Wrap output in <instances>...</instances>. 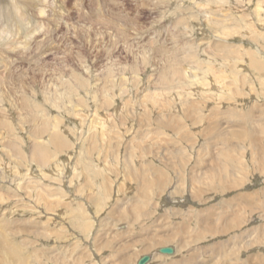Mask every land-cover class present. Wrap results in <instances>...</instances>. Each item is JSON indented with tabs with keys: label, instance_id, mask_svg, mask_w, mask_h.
Returning a JSON list of instances; mask_svg holds the SVG:
<instances>
[{
	"label": "rangeland",
	"instance_id": "374dc122",
	"mask_svg": "<svg viewBox=\"0 0 264 264\" xmlns=\"http://www.w3.org/2000/svg\"><path fill=\"white\" fill-rule=\"evenodd\" d=\"M258 1L148 0L154 12L149 14L145 8H139L141 28H147L150 21L171 13L157 28L163 30L161 40L174 42L177 48L184 46L192 28L197 29L193 38L201 51L198 56L193 55L197 61L193 69L214 65L218 66V71L225 70L222 64L207 63L208 56L215 54L212 50L216 43L220 51L229 48L227 52H219L221 56L231 57L232 62L228 65H241L240 58L245 59V66L235 69L240 72L235 78L220 75L231 94L237 97L232 100H226L230 93L223 96L212 90L215 76L207 77L203 89L200 84L186 87V77L182 84L175 83L172 90L161 87L159 76L150 82L152 70L140 71L138 64V49L147 41L143 32L128 39L116 32L110 36L92 30L86 37L87 25L73 13L71 24H61L51 36L53 45L45 56L50 66L55 60L57 65L74 70L64 73L68 83L61 89L63 96L69 88H77V81L69 80L74 74L90 82L88 91L74 92V97L67 98L75 105L84 99L81 102L85 106L80 109L83 118L63 115L61 119L55 109L51 110V116L62 121L57 132L64 134L71 145L68 153L57 157L61 162L55 163L51 158L48 164L39 167L29 161L36 145L35 131L42 127V122L27 118L28 109L33 106L24 107L22 96L29 91L26 85L33 77L32 69L36 65L29 68L28 63L20 61L7 66L6 70L0 66V94L7 99L6 102L0 100V121L8 119L15 129H0V134L5 132V140L0 142V181L3 180L0 194L4 200H9L0 202V224L4 222V216L5 220H11L9 233L12 230L18 234L9 238L20 244L18 249L28 257L30 264H137L144 255H152L149 264H264V95L257 89L252 93V87H248L250 71L254 72L255 66L260 68L258 76L264 81V38H256L255 34L251 37L242 31L241 35L233 34L237 36L224 44L206 23V18L211 16L212 19H223L229 13L231 18H240L250 13V20L254 17L257 26ZM54 2L59 5L60 0ZM196 4L202 6L203 15ZM28 7L31 30L37 28V21L44 26L51 22L38 13L44 9L51 17L55 10L53 0L48 3L29 0ZM136 7L135 0H125L124 8L133 16ZM33 20L36 21L33 23ZM187 26L192 28L188 30ZM259 31L264 36V28ZM144 55L148 58L146 52ZM250 60L254 63L252 67ZM187 67L185 64L184 68ZM133 68L139 70L138 76ZM122 75L128 77V83H121ZM243 79V85L237 84ZM251 83L264 90L259 81L252 80ZM147 91L159 94L162 102L153 107L144 97ZM30 96L28 92V102L33 105L41 99L34 102ZM235 101L240 107L234 111L228 105ZM100 120L108 122L103 138ZM92 121L98 127L97 131L93 127L90 129ZM161 123H170L171 129ZM54 124L48 125L51 132L48 130L43 136L45 146H49L50 136L57 133H52ZM46 135L50 136L47 138ZM11 144L18 152L21 148L30 169L19 163H24L23 160H15L19 153L8 154L6 149ZM5 145L9 146L6 148ZM48 148L52 150V147ZM224 153L231 157L225 158ZM222 161L236 166L243 163L241 167L244 166L246 175L239 174L235 180L226 178L230 183L222 181L225 183L222 188L219 180L211 176L222 167ZM6 169L13 174L6 173ZM59 172L58 177L52 176ZM18 175L26 176L21 179ZM144 175L148 184H152L151 189L148 185L143 186ZM236 181L241 186L232 188ZM50 193L55 197L46 196ZM71 204L85 210V216L69 213ZM137 206L141 208V215ZM9 210L11 216H7ZM65 213L68 217L64 221L60 218ZM167 246L175 248L177 253L172 256L157 253L160 247Z\"/></svg>",
	"mask_w": 264,
	"mask_h": 264
},
{
	"label": "clouds",
	"instance_id": "9594fccd",
	"mask_svg": "<svg viewBox=\"0 0 264 264\" xmlns=\"http://www.w3.org/2000/svg\"><path fill=\"white\" fill-rule=\"evenodd\" d=\"M14 2L15 0H13ZM44 2L48 3V0H44ZM124 3L125 0H60L59 5H55L53 0L55 10L51 17L46 10H41L38 13L41 18L51 21L46 26H40L27 35H24L21 30L10 29L7 24L0 28V66L7 67L20 61L28 63L29 68L33 64L36 65V68L32 69L34 75L29 79L26 87L31 93V100L36 102L37 98L41 99L33 107H30L28 119H41L42 127L47 131L48 125L56 120V117L51 116L52 109H55L57 115L62 119L63 115H70L75 108L71 100H68L67 103H60L57 99L59 95H62L61 89L68 83L64 78V73L74 70L67 66L57 65L55 60L52 61V66L45 61L48 49L53 45L51 36L59 30L61 24L65 26L71 24L73 13L78 14L79 19L87 25L86 37L92 30L110 36L116 32L128 39L143 32L147 41H145L146 46L141 45L138 49V64L140 71L152 70L149 76L150 82L157 76L161 80L164 78L175 79L177 76L187 77L188 72L191 71L192 56L201 51L199 43L193 38V33L197 29H191L187 34L188 39L183 48H177L174 42L162 41L163 30L157 28V25H163L164 20L171 13L161 15L159 19L150 21L147 28H141L139 26V8H145L149 14L155 9L151 7L148 0H135L137 7L133 10L136 12V15L133 16L124 8ZM85 5L87 6L85 7ZM17 14L19 15V10H17ZM27 27L31 28L32 25L29 23ZM145 52L148 59H144ZM185 64L188 65L187 69L184 68ZM89 76H91L90 70ZM72 79L74 76L69 77V80ZM81 79L83 80V78ZM84 86H87V81H84ZM190 86H192V81L189 79L186 87Z\"/></svg>",
	"mask_w": 264,
	"mask_h": 264
},
{
	"label": "bare ground",
	"instance_id": "6f19581e",
	"mask_svg": "<svg viewBox=\"0 0 264 264\" xmlns=\"http://www.w3.org/2000/svg\"><path fill=\"white\" fill-rule=\"evenodd\" d=\"M28 1L29 0H15V2L13 3V0H0V28H3L4 27V25H8L9 26V28L11 29V28H15V29H18V30H21L22 31V33L24 34V35H27V34H29L30 32H32V31H35V30H37L40 26H44L42 23H39L38 21H37V23H38V25H37V28H34V30H31L30 28H28L27 27V25L30 23L31 25H32V20H31V16H29V13H28ZM212 1H216V0H210V3L212 2ZM218 1V0H217ZM219 1H224L225 3H226V0H219ZM251 2V1H250ZM36 3H39L40 5L42 4L41 2H37L36 1ZM210 3H208V4H210ZM217 3H219V2H217ZM229 3V2H228ZM43 5V4H42ZM41 5V6H42ZM45 5V4H44ZM178 5V4H177ZM197 5V7L199 8V9H201V11L199 10V13L201 14V15H203V13H205V11L202 9V6L201 5H199V4H196ZM257 5L258 6H256L257 7V9H256V14H257V18H258V23H259V25H257L260 29L259 30H261V28L263 27L264 28V22H262V21H264V0H259L258 1V3H257ZM209 6H211V5H209ZM256 7H254V8H256ZM44 8V7H43ZM220 8V7H219ZM242 8V7H241ZM35 9H36V7H35ZM215 9V8H214ZM213 9V10H214ZM17 10H19V15L17 14ZM31 10V9H30ZM37 10H39V9H37ZM41 10H44V9H41ZM41 10H39V11H41ZM218 11V10H217ZM240 11V10H239ZM244 11V10H243ZM244 12H246V10L244 11ZM233 13V12H232ZM255 13V12H254ZM229 13H226L224 16H227V17H225V18H217V17H215V18H206V23H208V25L209 26H211L214 30H215V33H217L218 35L216 36L217 37V39H219V41H221L222 43H224V41H226V43H227V41H229V40H231L233 37H236L237 35H233V34H239V35H241V33H242V31H243V33H247V35H251V37H252V35L253 34H255V36H256V38H264V36H263V33H261L259 30H257V26H256V21H255V19H254V17H253V19H251L250 20V18H251V16L252 15H250V13L247 15V14H241L242 16H240V18H231V17H229L231 14H229ZM240 14V13H239ZM31 15V14H30ZM204 15H206V14H204ZM210 16V15H209ZM187 17V16H186ZM185 17V18H186ZM35 19V18H34ZM37 19H39V18H37ZM238 19H240V20H238ZM248 19V20H247ZM49 20V19H48ZM182 20H184L185 21V19H183V17H182ZM182 20H180V21H182ZM188 20V19H187ZM34 21H36V20H33V23H34ZM42 20H40V22H41ZM179 21V22H180ZM245 22H247L246 23V26H245V28H243L242 29V27L244 26V23ZM180 25H182V24H180ZM186 27V26H185ZM190 27V26H189ZM188 26H187V29L189 30L190 28H192V27H190L189 28ZM210 27V28H211ZM193 29V28H192ZM211 30V29H210ZM254 36V35H253ZM118 40V39H117ZM112 41V40H111ZM116 43V42H115ZM114 44V43H113ZM225 44V43H224ZM242 44V43H241ZM117 45V44H116ZM219 44H217L216 43V45H215V47H213V52L215 53V54H213L212 56H208V58L210 59V60H208L207 61V63L209 64V61L210 62H216V64H218V65H223L224 66V68H225V70L224 71H218L217 70V68H218V66L217 67H215L214 65L213 66H210V67H208V68H204V69H201V68H197V69H193V66L197 63V61H195V57L194 56H192V61H190V63H191V72H192V74H187V77H186V79L187 80H189V79H195V80H191L192 81V86H197V85H202V87H201V89H203L204 88V86H205V84L203 83L206 79H207V77H211V78H213L214 76H215V78H214V85H213V88H212V90H215V91H217V92H219L220 93V95H225V94H228V93H230L229 94V96L226 98V100L227 99H230V100H232L233 98H237L236 96H235V94H231V90H230V88L225 84V82H224V80H222L221 79V77H220V75L221 76H223L224 74H227V76H230V77H232V78H235V76L236 75H238V74H240V72H239V70H235L237 67H239L238 69H240V68H243L244 66H245V64H246V60L245 59H242V58H240V60L242 61V63H241V65L240 64H237V63H231V64H229L228 65V63H230V62H232L231 61V57L229 56V57H225V56H221L220 54L221 53H219V52H227V50H229V48H225L224 50L222 49V51H220V49H219V46H218ZM183 48V47H182ZM212 48V47H211ZM240 49H242V48H240ZM248 53V52H247ZM197 54V53H196ZM223 54V53H222ZM145 57H144V59H148V58H146V55H144ZM196 56H198V54L196 55ZM236 56L238 57V53H236ZM242 56V55H241ZM250 58V57H249ZM196 60H198V59H196ZM201 61V60H200ZM251 61V67L254 65V63H253V61L252 60H250ZM193 64V65H192ZM221 65V66H222ZM232 65H234V66H232ZM220 67V66H219ZM2 68H5V70L7 69V67H4V66H2ZM115 68V67H114ZM188 68V67H187ZM227 68V69H226ZM232 68H234V69H232ZM250 68V67H249ZM254 68V72H253V70H251L250 72H252L251 73V82H252V80H255V81H259L260 82V84L262 85V87L264 86V81L263 80H261L259 77L260 76H258V71L260 72V68L258 67V66H255V67H253ZM252 69V68H251ZM89 70V69H88ZM132 71H134V74L135 75H139V70L137 69V68H133L132 69ZM109 72V71H108ZM190 72V71H189ZM216 72H217V74H216ZM109 74H111V73H109ZM216 74V75H215ZM192 75V76H191ZM80 76V75H79ZM79 76L78 75H75L74 74V79L77 81V88H69L68 89V91L66 92V95L64 94V96L63 95H59L58 97H57V99H58V101L60 102V103H67L68 102V99L67 98H72V96L74 97V92H80L81 90H83V91H88V86L90 85V82L88 81L87 82V86L85 87L84 86V78H83V80L81 79V78H79ZM108 76V75H107ZM111 76H112V74H111ZM119 76H121V75H119ZM123 76V75H122ZM190 76L192 77V78H190ZM249 76V75H248ZM6 77V76H5ZM115 77V76H114ZM124 78L121 80V83L122 82H124V83H128V81H129V79H127L126 78V76L124 75L123 76ZM263 78V77H262ZM109 79V78H108ZM114 79V78H113ZM165 80H162V81H159V82H161L162 83V85H161V87L163 86V87H165L166 88V90H172V86L176 83V85H180V84H182L183 83V81H184V77H181V76H177V77H175V79H171V78H164ZM115 80V79H114ZM114 80H112V81H114ZM124 80H126V81H124ZM175 80V81H174ZM186 80V81H187ZM245 79H243V82L241 83V82H239V83H237V84H239V85H243L244 84V81ZM247 80V79H246ZM87 81V80H86ZM118 81V80H117ZM116 82V81H115ZM133 83H134V81H132ZM138 80H137V84H138ZM251 82H249V86L248 87H252V93H254L255 91H256V89L257 90H259L263 95H264V90L263 89H259L260 87H259V85H255L254 83H251ZM132 83V84H133ZM116 84V83H115ZM158 84V83H157ZM160 84V83H159ZM134 85V84H133ZM136 85V84H135ZM217 85H219V88H217ZM116 86V85H115ZM138 86H139V84H138ZM67 87V86H66ZM90 87V86H89ZM117 87V86H116ZM120 87V86H119ZM118 87V90L120 89ZM176 87V86H175ZM181 87H182V85H181ZM174 88V87H173ZM178 88V87H177ZM180 88V87H179ZM25 89V88H24ZM23 89V90H24ZM113 89V88H112ZM111 89V90H112ZM207 89H209V88H207ZM207 89H204L205 90V92H206V90ZM90 90V89H89ZM110 90V91H111ZM110 91H104V92H107V94H108V92H110ZM116 91V90H115ZM114 91V92H115ZM182 91V90H181ZM258 91V92H259ZM29 92V91H28ZM27 92V93H28ZM90 92V91H89ZM113 92V91H112ZM113 92V93H114ZM120 92H122V90L120 89ZM144 92H146V90L144 91ZM27 93H25L24 92V95L22 96L23 97V105H24V107H28L29 108V106L30 105H32V106H34L33 104H30L31 103V101L30 102H28V97H27ZM165 93H166V91H165ZM206 93H209L208 92V90H207V92ZM10 94V93H9ZM104 93L102 92V95H103ZM106 94V93H105ZM111 94V93H110ZM119 94V93H118ZM117 94V95H118ZM172 94V93H171ZM1 95V94H0ZM12 95V94H11ZM80 95V94H79ZM89 95V94H88ZM114 95V94H113ZM162 95V94H161ZM165 95V94H164ZM6 96H8V94L6 95ZM90 96V95H89ZM159 94H156V92H151V91H147V93H146V95L144 96L148 101H151V105L154 107V105H157L158 103H160V102H162V101H160V99H159ZM173 96V95H172ZM177 96H181V95H178L177 94ZM77 97V96H76ZM98 97V96H97ZM112 97V96H111ZM85 98H87V94H86V96H85ZM92 98H95V97H92ZM103 98H104V96H103ZM106 98V97H105ZM161 98V97H160ZM5 99V96L4 95H1V97H0V100H1V102L3 101ZM83 99V98H82ZM82 99H81V101H82ZM98 99V98H97ZM111 99V98H110ZM137 99V98H136ZM177 99V98H176ZM179 99V98H178ZM234 99V100H235ZM6 100L7 99H5V102H6ZM63 100V101H62ZM70 100H72V99H70ZM94 100H96V99H94ZM100 100V99H99ZM114 100H115V97H114ZM221 100V99H220ZM225 100V101H226ZM81 101H78V102H80L79 104L77 103V105H75V108L72 110V112H71V116H73V117H78V118H83V116H82V113H81V111L82 110H80L81 109V107H84L85 105H83L82 104V102ZM83 101H84V99H83ZM87 101V100H86ZM113 101V100H112ZM111 102V101H110ZM115 102V101H114ZM164 102V101H163ZM75 103V102H74ZM97 103V102H96ZM106 103H107V101L105 102V106H106ZM150 103V102H149ZM221 103H223V102H221ZM237 101H235L234 103H232V104H229L228 106H229V109H231V107H233L232 109L235 111V109H237L238 107H240V106H237ZM22 104V103H21ZM98 104V103H97ZM108 104V103H107ZM114 104V103H113ZM139 104V103H138ZM219 104V103H218ZM2 105V104H1ZM22 105V106H23ZM112 105V104H111ZM185 105V104H184ZM4 106V105H3ZM97 106V105H96ZM110 106V105H109ZM113 106V105H112ZM148 106V105H147ZM1 107V106H0ZM221 107V106H220ZM23 108V107H22ZM116 108V107H115ZM114 108V109H115ZM121 108V107H120ZM222 108V107H221ZM6 109V108H5ZM84 109V108H83ZM95 109H96V107H95ZM101 109V108H100ZM100 109H98V110H100ZM107 109H108V107H107ZM117 109V108H116ZM4 110V109H3ZM6 110H8V109H6ZM29 110V109H28ZM97 110V109H96ZM102 110H104L103 108H102ZM118 110V109H117ZM117 110H116V113H117ZM249 110H251V107L249 108ZM5 111V110H4ZM85 111V110H84ZM101 111V110H100ZM108 111V110H107ZM163 111V110H162ZM9 112V111H8ZM94 113L96 112V111H93ZM121 112V111H120ZM106 113H108V112H106ZM115 113V112H114ZM233 114L232 115H235V112H232ZM96 114V113H95ZM97 114H98V112H97ZM103 114H105V113H103ZM188 114V113H187ZM242 114V113H241ZM106 115H108V114H106ZM110 115V114H109ZM112 115V114H111ZM189 115V114H188ZM239 115V114H238ZM245 115V114H244ZM95 116V115H94ZM99 116V115H98ZM104 116V115H103ZM102 116V117H103ZM107 117V116H106ZM188 117V116H187ZM12 118V117H11ZM60 118V117H59ZM59 118L58 117H56V120H55V124H54V127H53V132L52 133H54L55 131L57 132V129H59L60 130V128H61V125H62V121L61 120H59ZM74 118V119H75ZM98 118V117H97ZM104 118V117H103ZM108 118V117H107ZM106 119V118H105ZM111 119V118H110ZM8 120V119H7ZM7 120H2V121H0V129H8V131H9V129H11L10 131H14L15 129H13L12 128V124L9 122V121H7ZM107 120V119H106ZM165 120V119H164ZM33 121L34 122H36V121H38V120H36L35 121V119H33ZM112 121V120H111ZM110 121V122H111ZM40 122H42V120L40 121ZM82 122V121H81ZM94 122H95V120H94ZM100 122H101V124L99 125V129H100V131H101V133H103V135H102V138L103 137H105V129H106V127H107V125H108V122H104V123H102V121L100 120ZM197 122V121H196ZM196 122H193V123H195L196 124ZM113 123V122H112ZM142 123V122H141ZM22 124V123H21ZM42 124V123H41ZM92 126H90L89 128L90 129H92V127H93V130H95L96 129V131H97V129H98V127H96V126H94L93 125V121H92ZM90 124V125H91ZM97 124V123H96ZM118 124V123H117ZM120 124V123H119ZM170 124V123H169ZM169 124L167 125V124H165V123H161V125L163 126V127H167V129H171L170 128V126H169ZM110 125V124H109ZM113 126V125H112ZM174 126V125H173ZM259 126H260V124H259ZM96 127V128H95ZM36 128V127H35ZM83 128V127H82ZM81 128V129H82ZM157 128V127H156ZM174 128V127H173ZM175 128H176V126H175ZM41 129V130H40ZM40 129H37V131H35V135H34V142H36V145L34 146V149H33V154H32V158L31 159H29V161H31V163L33 164H35V165H38L39 167H40V165H45V164H48L49 163V161H51L52 159L51 158H54L52 161H55V163H56V161H58L59 160V158H57V157H61L65 152H67L68 150H69V146H71L70 145V143H69V141L64 137V134H60V133H55V134H53V135H49L50 136V139L48 140V139H46V141L47 142H49L48 143V145L50 146V147H52V150H51V148H48L49 146H45L44 145V143H43V136L45 135V134H47L48 133V130H50L49 128H47V131H45L44 130V128L43 127H41ZM111 129V128H110ZM69 130V129H68ZM6 131V130H5ZM92 131V130H91ZM50 132H51V130H50ZM66 132V131H65ZM4 134H5V132H3ZM91 133V132H90ZM213 133V132H212ZM4 134H0V142H2V140L4 141L5 140V138H3L4 136ZM12 136V135H11ZM17 136V135H16ZM49 136H47L46 135V137L48 138ZM73 136V135H72ZM45 137V136H44ZM11 138V137H10ZM45 141V140H44ZM45 141V142H46ZM84 142V141H83ZM8 143V142H7ZM16 143H18V142H16ZM5 144H6V142H5ZM22 144V143H21ZM14 144H11L10 146L9 145H5L6 146V148L8 147L9 149H6V150H8V154L10 155L13 151H15V153L17 154V153H19V155L17 154V156H18V159H17V156H15V160H17L18 162L21 160H23V162L24 163H21V162H19L20 164H23V166L24 167H27L28 169H30L31 168V165H30V163H29V161H27V159L26 158H24V153H23V151H21V148H19V152L17 151V150H15V149H17V147L15 148L14 146H13ZM85 145V144H84ZM4 146V147H5ZM16 146H18L17 144H16ZM13 147H14V149H13ZM20 147V146H19ZM188 150V149H187ZM93 151V150H92ZM68 153V152H67ZM66 153V154H67ZM15 154V155H16ZM54 156V157H53ZM223 156V155H222ZM14 157V156H13ZM224 157L226 158H230L231 156L227 153H224ZM224 158V159H225ZM71 159V158H70ZM2 161V159H1V155H0V162ZM27 161V162H26ZM83 161V160H82ZM194 161V160H193ZM228 161V160H227ZM234 160H232V162H233ZM58 162H61V161H58ZM226 161H222V163H223V165H222V167L218 170V169H216L214 172H212L211 173V176H213V179L215 180L216 179V181L217 180H219V184H221L220 186H222V188L224 187V184L225 183H223L222 184V181H224V182H229L226 178H230L231 177V179H234V178H236V176H238L239 174H243V175H246V174H244L245 172H244V166L243 167H241V165H243V163H241V164H239V165H233V163H229V162H226ZM186 163V162H185ZM33 164V165H34ZM87 166V165H86ZM57 168V167H56ZM85 168V167H84ZM61 169V168H60ZM76 169H74V171H75ZM57 171V170H56ZM87 171V170H86ZM5 172L6 173H8L9 175L11 174H13L10 170H5ZM58 172V171H57ZM88 172V171H87ZM91 173V172H90ZM60 175V172H59V174L58 173H55V175H52L54 178H56V177H58ZM21 179H24V177L26 176V175H23V176H20V175H18ZM46 176H48L47 174H46ZM45 175L43 176V177H46ZM149 177V176H148ZM241 177V176H240ZM246 177V176H245ZM6 178H8V177H6ZM147 178V176H143L142 177V179H143V186H147L148 187V189H151L152 188V184H148V180L146 179ZM241 178H244V176H242ZM239 179V178H238ZM235 180V179H234ZM243 180V179H242ZM238 181H240V180H238ZM238 181H236L233 185H234V187L232 186V188H235L236 186H241V184H239L238 183ZM0 182H3V180H1ZM230 183V182H229ZM30 185V184H29ZM228 186V185H227ZM20 187H22V184H20ZM162 187V186H161ZM229 187V186H228ZM24 188H26L25 187V185H24ZM28 188V187H27ZM177 189V188H176ZM64 190V189H63ZM1 192V191H0ZM43 192V191H42ZM91 192V191H90ZM101 193V192H100ZM101 194H104V193H101ZM0 202H9V200L8 199H5L4 200V197L0 194ZM47 197L48 196H50V197H55V194H51L50 193V195H46ZM104 196V195H103ZM10 199V198H9ZM41 199V198H40ZM59 201V200H58ZM70 201V200H69ZM49 202H51V201H49ZM2 203V204H3ZM8 204V203H7ZM5 206V205H4ZM81 206V205H80ZM8 208L10 207V206H7ZM137 207H139V206H137ZM68 209H69V213H73V214H76V213H79V215L80 216H82V214H84L83 215V217L85 216V210L83 211V210H81V208L80 207H78V206H75V205H70L69 207H68ZM138 209V208H137ZM139 211H140V215H141V208L139 207ZM86 212H87V210H86ZM137 212V211H136ZM7 214V213H6ZM72 214V215H73ZM87 214V213H86ZM12 215V212L9 210L8 211V214H7V216H11ZM70 215V214H69ZM77 215V214H76ZM2 216V215H1ZM0 216V217H1ZM4 216V215H3ZM66 216H67V213H65V214H62V217L60 218L61 220H64L65 221V219H67L66 218ZM71 216V215H70ZM88 216V215H87ZM68 217V216H67ZM79 216H77V218H78ZM5 216L2 218V220H4V222H2V224H0V261H1V264H25V262H27V264H30V262L28 261V257H25L24 256V254L22 253V251L20 250V249H18V246L20 245L19 243H17L16 241H12L10 238H9V236L10 235H16V234H18V232H15V231H12L11 230V232L9 233V230H10V228H11V226H10V228H9V222L11 221H7V220H5ZM76 218V217H75ZM8 219V218H7ZM81 219V218H80ZM86 219V218H85ZM9 220V219H8ZM84 220V219H83ZM91 220V219H90ZM80 221V220H79ZM14 222V221H13ZM12 223V222H11ZM89 224V223H88ZM13 225V224H12ZM55 225L56 226H58L59 227V224L58 223H55ZM84 227H86V226H84ZM25 231V230H24ZM13 232H15V233H13ZM19 232H20V230H19ZM22 232V231H21ZM207 234V233H206ZM204 235V234H203ZM18 236V235H17ZM7 239H9V240H7ZM11 240V241H10ZM171 241V240H170ZM165 243V242H164ZM238 243V242H237ZM166 244V243H165ZM23 246L24 245H26V243L24 244H22ZM168 247V246H167ZM19 248H20V246H19ZM23 248V247H22ZM161 248H164V247H160L159 249H161ZM33 249H35V248H33ZM37 251V250H36ZM157 253L159 254V250L157 251ZM177 253V252H176ZM29 256V255H28ZM144 256H146V255H144ZM144 256H142V257H144ZM152 256V255H151ZM141 257V258H142ZM31 258V257H30ZM141 258H139V260L141 259ZM153 258V257H152ZM31 260V259H30ZM139 260L137 261V263L139 262ZM35 262H36V260H35ZM34 262V263H35ZM40 263V262H39Z\"/></svg>",
	"mask_w": 264,
	"mask_h": 264
},
{
	"label": "water",
	"instance_id": "95a60500",
	"mask_svg": "<svg viewBox=\"0 0 264 264\" xmlns=\"http://www.w3.org/2000/svg\"><path fill=\"white\" fill-rule=\"evenodd\" d=\"M176 250L173 247H164L159 249V254L161 255H175ZM152 260V256L151 255H146L144 257H142L139 262L137 264H149Z\"/></svg>",
	"mask_w": 264,
	"mask_h": 264
}]
</instances>
